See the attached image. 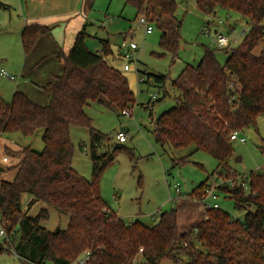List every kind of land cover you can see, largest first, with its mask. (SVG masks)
I'll list each match as a JSON object with an SVG mask.
<instances>
[{
  "label": "trees",
  "instance_id": "16d2710c",
  "mask_svg": "<svg viewBox=\"0 0 264 264\" xmlns=\"http://www.w3.org/2000/svg\"><path fill=\"white\" fill-rule=\"evenodd\" d=\"M123 1L125 7L136 9L137 18L145 17L162 32L161 45L175 58L183 35L177 15L180 3ZM192 1L209 18L204 29L220 10L247 20L248 29L236 46L205 48L197 66L185 67L173 82L179 93L178 105L153 121L155 140L163 148L194 147L210 154L219 163L217 178L228 180L236 173L229 165L234 142L231 134L256 128L264 117V0ZM48 33L47 26L28 25L21 38L24 53L32 52ZM88 37L83 28L68 55L54 54L63 64V72L40 87L50 96L46 105L32 102L18 90L11 102L0 94V137L11 133L32 137L42 131L44 143L41 152L31 147L18 151L6 148L7 156L18 157L19 162L0 168V173L15 170L13 180L0 181V224L13 233L19 259L27 264H72L89 252L87 264H264L263 174L252 173L239 184L218 188L233 199L235 209L245 212L243 220L221 207L205 208V220L187 232H180L177 209L161 213L155 225L148 226L140 221L127 223L108 207L100 180L124 147L117 145L112 153L100 154L98 149L108 136L92 127L85 108L95 103L123 113L132 110L136 99L126 75L106 60L112 54L109 42L102 40L101 50L92 52L86 43ZM218 51L228 54L224 64L217 59ZM152 78L158 85L168 80L165 75L147 74L146 82ZM73 127L90 130L91 180L72 166ZM188 160L185 157L175 166ZM210 187L207 179L188 198L199 201ZM26 194L32 196L29 206L44 202L68 215L67 228H43L41 222L48 219V210L29 216L22 208Z\"/></svg>",
  "mask_w": 264,
  "mask_h": 264
},
{
  "label": "rangeland",
  "instance_id": "374dc122",
  "mask_svg": "<svg viewBox=\"0 0 264 264\" xmlns=\"http://www.w3.org/2000/svg\"><path fill=\"white\" fill-rule=\"evenodd\" d=\"M177 1L180 3L177 15L182 21L183 35L180 50L175 58L171 52L162 47L160 30L154 27L151 34H146L144 27L139 23L134 7L126 6L124 9L123 0L95 1L91 24L87 30L90 35L86 39L87 46L92 52H99L101 41L107 40L111 46L112 55L117 56L119 48L124 43L133 42L139 47L136 53L137 62L131 63V69L128 71L124 70L126 63L124 59L120 57L112 59L111 56V60L115 61L108 60L109 64L120 69L128 78L136 103L131 107V116L95 103L87 106L85 112L92 119V127L108 136V140L98 149L100 154L112 153L117 145L124 147L115 154V161L104 171L100 180L101 195L108 207L127 223L140 221L148 226L155 225L161 213L177 209L180 232H187L206 218L202 204L188 196L207 179L211 184L218 183L216 170L219 163L210 154L195 151L194 147L182 149L161 147L155 140L153 121L178 105L179 93L173 87V82L185 67L189 64L197 66L205 48L211 50L216 48L206 32L212 33L219 27L231 39H238L240 43L245 37L242 36V32L248 29V25L247 20L245 21L236 13L220 10L217 18H212L213 23L207 26L208 30L204 33V24L209 21V18L197 9L194 1ZM9 16L10 11L0 21V70L3 68L15 76L18 82L2 75L0 93L6 101L11 102L16 90V82L19 83L24 79L19 72L23 64L21 50L19 47L15 50L16 43L12 42L13 40L2 39L5 36L9 38L14 35L8 30ZM238 43H233L232 46ZM262 45L260 44L256 52L259 53ZM7 55L10 58H7ZM216 56L221 64H224L228 58V54L223 51H218ZM147 74L165 75L168 80L165 85L156 84L153 78L147 83ZM154 95L158 98L153 99ZM121 127L125 128L127 137V142L124 144H120L117 139ZM241 136L246 139V143L233 142V153L229 159V165L236 173L230 175L228 180L237 182L236 184L241 183L243 177L249 179L252 173L264 175V117L258 120L256 128L241 132ZM90 139L88 128L73 127L71 129L75 153L72 166L87 180L92 179L93 167ZM26 147L41 152L44 148L42 131L32 137L23 136L20 133L3 135L0 139V168L14 167L19 162L18 157L7 156L6 148L18 151ZM185 157H189L186 163L175 166L176 162L180 163V160ZM223 175L228 174L226 172ZM14 176L15 170H5L0 173V181H11ZM174 185L179 187V194L183 199L174 192ZM170 188L173 196L178 197L180 201L171 199ZM216 194L217 198L209 199L210 202H217L235 219H244L245 212L235 209L233 199L220 190H217ZM31 199V195H24L22 208L31 217L39 215L43 210H48V219H43L41 222L43 228L49 231L67 228L68 215L59 213L44 202L29 206ZM1 227L0 224V230ZM85 257L86 255L81 256L72 264H86ZM139 259L141 260V257ZM0 264H27V262L11 254L0 253ZM161 264H170V261H164Z\"/></svg>",
  "mask_w": 264,
  "mask_h": 264
},
{
  "label": "crops",
  "instance_id": "0c3cea01",
  "mask_svg": "<svg viewBox=\"0 0 264 264\" xmlns=\"http://www.w3.org/2000/svg\"><path fill=\"white\" fill-rule=\"evenodd\" d=\"M95 1L0 0V21L10 11V16L7 21L9 26L8 30L14 34L9 38L5 36L2 39L5 41L13 40L12 42L16 43L15 50L19 47V50H21V59L23 60L19 72L24 81L17 83L18 81L15 79L17 81L15 91L24 92L32 102L40 105H46L49 102L50 96L44 93L40 87L49 85L55 77L60 76L63 72V64L54 57V54L62 52L68 55L72 46H74L73 44L77 35L83 28L88 33L87 30L89 24H91ZM28 25L47 26L50 28V33L41 37L32 52L26 55L22 48L21 38L24 29ZM103 26L105 28V25ZM120 48L118 56L112 55V53L106 60H111V56L112 59H117L116 57L121 58ZM7 58L10 57L7 55ZM1 70L4 69L2 68ZM0 94L2 96V93ZM121 131H125V128L121 127ZM2 137L3 135L0 139ZM179 197L183 199L182 196Z\"/></svg>",
  "mask_w": 264,
  "mask_h": 264
},
{
  "label": "built area",
  "instance_id": "2783aa9c",
  "mask_svg": "<svg viewBox=\"0 0 264 264\" xmlns=\"http://www.w3.org/2000/svg\"><path fill=\"white\" fill-rule=\"evenodd\" d=\"M139 23L144 27V30L146 34H151L154 31V26L147 21V19L144 17L138 18ZM220 24H223L220 22ZM219 24V25H220ZM104 25V24H103ZM210 25V24H209ZM208 25V26H209ZM205 30H208L207 27L203 29V32L205 33ZM245 30L242 32V36L245 35ZM207 36L212 40V42L215 44L216 48L222 49L226 48L228 46H231L233 43H238V39H231L227 34H225L219 27L214 30V32L210 33L209 31L206 32ZM120 48V54L121 58L125 60L124 64V70L128 71L131 69L130 64L137 62V51L139 50V47L131 42L129 44L124 43ZM1 76H5L10 78L11 80H15L16 77L13 75L8 74L6 71L1 70L0 72ZM158 96L154 95L153 99H157ZM124 115L131 116V111L129 110H124L123 113ZM231 141H240L241 143H246V139L241 136V133L235 131L231 134ZM117 139L120 144H124L127 142V137L125 132L121 131L117 134ZM218 183L211 184V187L207 190L206 196L199 201L196 200L198 203L202 204L204 208H219V204L217 202H210L209 199H216L217 198V190L220 186L224 185H232L233 181L232 180H226L223 178H217ZM172 189L170 188V197L172 200H177L178 197L180 196L179 192L180 189L177 185H174L173 190L176 193L178 197H174L172 194ZM179 194V195H178ZM179 200V199H178ZM13 234V233H11ZM11 234L8 233L7 229L5 226L2 225L1 230H0V247H2V254H11L14 255L15 257L19 258L16 251H15V243L13 242L11 238ZM142 251V249H141ZM89 252L86 254L85 257V263L89 262Z\"/></svg>",
  "mask_w": 264,
  "mask_h": 264
}]
</instances>
